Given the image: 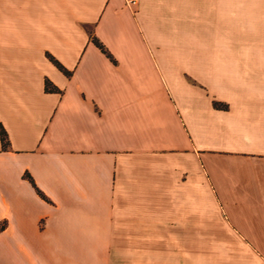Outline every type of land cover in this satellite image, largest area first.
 Segmentation results:
<instances>
[{
    "label": "crops",
    "instance_id": "obj_1",
    "mask_svg": "<svg viewBox=\"0 0 264 264\" xmlns=\"http://www.w3.org/2000/svg\"><path fill=\"white\" fill-rule=\"evenodd\" d=\"M0 125V264H264V0H0Z\"/></svg>",
    "mask_w": 264,
    "mask_h": 264
},
{
    "label": "trees",
    "instance_id": "obj_2",
    "mask_svg": "<svg viewBox=\"0 0 264 264\" xmlns=\"http://www.w3.org/2000/svg\"><path fill=\"white\" fill-rule=\"evenodd\" d=\"M94 42L96 43L97 46H99L102 49V51L106 52L104 47L96 39H94ZM45 88L48 90H53V89L56 90V88L53 87L48 81L45 82ZM0 139L2 142V146L6 147L8 145V140L6 138V132L4 131L1 125H0Z\"/></svg>",
    "mask_w": 264,
    "mask_h": 264
},
{
    "label": "built area",
    "instance_id": "obj_3",
    "mask_svg": "<svg viewBox=\"0 0 264 264\" xmlns=\"http://www.w3.org/2000/svg\"><path fill=\"white\" fill-rule=\"evenodd\" d=\"M128 5L136 4L137 0H125Z\"/></svg>",
    "mask_w": 264,
    "mask_h": 264
}]
</instances>
